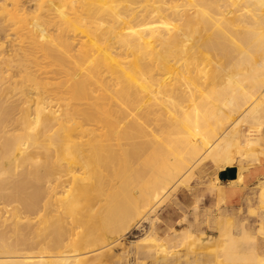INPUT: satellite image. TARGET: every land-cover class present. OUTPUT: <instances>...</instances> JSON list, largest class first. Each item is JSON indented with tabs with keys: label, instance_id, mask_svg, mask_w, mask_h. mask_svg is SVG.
<instances>
[{
	"label": "bare ground",
	"instance_id": "6f19581e",
	"mask_svg": "<svg viewBox=\"0 0 264 264\" xmlns=\"http://www.w3.org/2000/svg\"><path fill=\"white\" fill-rule=\"evenodd\" d=\"M240 149L256 230L225 216L212 239L175 237L264 264V0H0V264H104L145 209ZM121 153L134 161L113 179ZM70 223L79 253L47 254Z\"/></svg>",
	"mask_w": 264,
	"mask_h": 264
},
{
	"label": "rangeland",
	"instance_id": "374dc122",
	"mask_svg": "<svg viewBox=\"0 0 264 264\" xmlns=\"http://www.w3.org/2000/svg\"><path fill=\"white\" fill-rule=\"evenodd\" d=\"M157 4L158 2L154 5ZM232 125L230 124L226 131H229ZM242 155L241 149L233 152L231 165H227L223 169H216L212 162L208 160L201 162L194 169L193 178L187 187L177 188L158 208L154 210L145 209L134 222H131L130 227L119 236L117 241L111 244V250L108 252L104 264H217L214 259L212 242L204 243L206 245L204 250L191 251L175 235L186 231L189 235L188 243H193L201 238L207 241L215 237L217 234L216 227L225 216L230 218L233 223L232 231L237 234L239 228L237 220L247 215L248 207H253L256 204L257 179L253 176L251 166L248 167L249 170L244 169L242 171V179H237L236 176L234 180L228 178L223 180L219 178V173L230 167H235L236 170L239 167H246L245 162L241 160ZM132 159L129 160V157L123 153L115 156L109 166L113 179L117 174L124 172L125 165L134 161ZM247 162H249L248 159ZM219 187L220 190L222 188L226 191V196L220 204L217 203L216 199ZM60 189L61 187L57 186L55 190L59 191ZM50 215V225L39 234L46 235L48 239L52 238L53 227L62 222V220L58 221V212L52 211ZM4 216L6 214H3ZM249 216L250 220L247 222L252 232H254L258 225L255 222L257 216ZM195 217L198 219V223L195 222ZM35 220L31 221L35 222ZM63 220L67 222L66 217ZM196 223L197 225H195ZM68 227L75 234L60 241V246L57 247H52L53 244L50 242V245L46 247L47 254L59 253L65 256H75L79 253L80 250L75 247V241L76 234L81 232V229L76 223H70ZM172 229L174 230L172 231ZM33 239L39 243L42 241L38 235L34 236ZM54 246L56 245L54 244ZM89 249L91 250V248ZM89 249L85 251H90ZM37 251L38 249L35 247L27 254L37 255ZM91 251L85 256L90 258L99 253V251L92 253ZM20 252H25V250L18 249L13 255L20 254ZM80 257L82 258L79 255L78 258Z\"/></svg>",
	"mask_w": 264,
	"mask_h": 264
},
{
	"label": "water",
	"instance_id": "95a60500",
	"mask_svg": "<svg viewBox=\"0 0 264 264\" xmlns=\"http://www.w3.org/2000/svg\"><path fill=\"white\" fill-rule=\"evenodd\" d=\"M236 174H237V170L235 167H230V168H226L225 170H222L220 173H219V178L220 179H230V180H233L235 179L236 177Z\"/></svg>",
	"mask_w": 264,
	"mask_h": 264
},
{
	"label": "crops",
	"instance_id": "0c3cea01",
	"mask_svg": "<svg viewBox=\"0 0 264 264\" xmlns=\"http://www.w3.org/2000/svg\"><path fill=\"white\" fill-rule=\"evenodd\" d=\"M215 167V166H214ZM216 168V167H215ZM217 169V168H216ZM254 176V175H253ZM234 180V179H233ZM257 184V183H256ZM221 194L223 195V198L226 196V191H224V189L221 188ZM216 199L218 201V195L216 194ZM251 208V207H248L247 208V215L246 216H243V218H240V220H237V222L239 223L241 220H243L244 218H247V220L249 221L250 220V216L248 215V209ZM248 216V217H247Z\"/></svg>",
	"mask_w": 264,
	"mask_h": 264
}]
</instances>
